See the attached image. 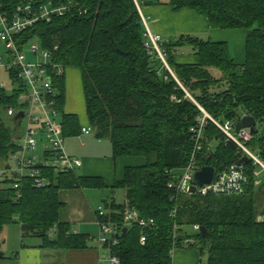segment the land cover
Returning a JSON list of instances; mask_svg holds the SVG:
<instances>
[{"label": "trees", "instance_id": "trees-1", "mask_svg": "<svg viewBox=\"0 0 264 264\" xmlns=\"http://www.w3.org/2000/svg\"><path fill=\"white\" fill-rule=\"evenodd\" d=\"M50 1L54 6L72 2L74 7L51 17L49 23L38 21L19 39L38 43L63 72L68 68L80 72L91 134L110 143L114 159H142L140 165L125 166L121 179L109 186L124 192L125 204L104 203L108 212L101 220L120 224L124 208L133 207L154 225L144 229L133 225L124 235L120 229L118 245L109 248L110 253L120 264H172L175 249L195 247L198 242L199 253H207L206 264H264V177L259 186L254 185L251 163L243 165L249 184L242 195H177L167 187L168 173L177 174L193 153L190 129L202 117L198 107L219 122L237 124L244 116L252 117L258 134L248 146L264 158V130L258 129L264 125V0H169L174 11L189 9L205 18L209 29L247 33L243 64L235 62L223 42L190 35L161 40L158 48L168 68L145 36L134 0H0V12L11 16L22 3ZM188 47L196 62L178 64L175 57ZM54 84L61 111L64 73ZM17 95V89H0V109L15 105ZM61 125L64 139L81 130L75 115L63 114ZM14 135L13 120L8 125L0 118V169L11 165ZM195 156L200 169L214 167L218 172L242 158L209 121ZM40 171L48 182L43 188H35L28 177L19 181L18 189L11 187L14 180L0 184L4 194L0 236L6 226L18 224L22 240L39 239L42 247L61 250L86 248L87 236L73 235L67 225L59 224L63 204L58 193L108 186L77 171L58 173L52 167ZM193 226L205 228L206 238L189 233ZM52 229L54 238L49 236ZM141 235L146 238L143 245Z\"/></svg>", "mask_w": 264, "mask_h": 264}, {"label": "built area", "instance_id": "built-area-1", "mask_svg": "<svg viewBox=\"0 0 264 264\" xmlns=\"http://www.w3.org/2000/svg\"><path fill=\"white\" fill-rule=\"evenodd\" d=\"M134 2L141 17L139 3L137 0ZM72 7H74L72 2L58 6H54L52 1L46 4L27 2L16 6L11 16L0 12V41L7 51L5 57H0V70H3L11 80L12 89L6 91L18 90L15 105L7 107L5 113L12 120L19 113L23 114L21 119L16 122L13 121L15 130L13 141L16 144V151L11 156V165L9 169H0V184L7 180H14L11 185L12 189H18L19 181L25 177L31 179L35 188L47 186L48 182L42 176L40 167H52L55 172L66 173L76 171L82 166L81 160L70 157L66 153L63 127L56 120L60 111L57 105L54 79L63 75V69L51 61V54L40 48L38 43L22 42L19 39L21 33L38 21L49 23L51 17L62 16ZM142 22L146 29L145 36L148 37L152 47L158 52L167 67L158 48L161 37L151 34L143 19ZM5 86L4 83L0 82V89L5 90ZM198 108L202 117L197 119L196 126L190 129L194 142L193 153L188 163L177 174H174V171L168 173L170 176L168 189L177 195H190L188 191L193 185V176L200 170L195 153L201 149L202 132L207 121L221 132L226 144H234L241 157L248 159V163H251L252 167L254 185L259 186L262 183V177H264V158L259 151L248 146L252 138L249 129L236 132L235 121L219 122L209 116L202 108ZM91 133L92 128L89 126L82 127L80 130L81 135H90ZM38 151L40 154H37ZM243 165V163L233 164L220 172L217 171L213 183L197 188L195 194L201 196L244 194L249 184V178ZM106 215L103 207L97 209L98 235L96 242L99 248L107 247L109 249L117 246L119 230L122 228L128 229L137 225L144 229L154 225L152 219L140 218L133 207L124 208L120 224L102 221L101 219ZM193 231L199 233V227L193 226ZM49 234L54 236L56 230L52 229ZM139 242L141 245L146 242L144 235L140 236ZM186 242L192 244L193 240ZM108 264H120V262L116 256L110 255Z\"/></svg>", "mask_w": 264, "mask_h": 264}, {"label": "crops", "instance_id": "crops-1", "mask_svg": "<svg viewBox=\"0 0 264 264\" xmlns=\"http://www.w3.org/2000/svg\"><path fill=\"white\" fill-rule=\"evenodd\" d=\"M138 1L140 14L145 22V26L151 34L159 35L163 42L173 40L180 35H190L204 41L223 42L228 44V42L225 41L236 38L237 35H239V33H236V30H242H209L205 18L189 9L174 11L169 6V0ZM238 39H240L241 43V37ZM244 48L245 41L243 46V56L245 59ZM185 52L184 50L179 53L180 55L175 57L176 62L178 64H194L196 62L195 58L186 56ZM236 53L239 55V51ZM243 63L244 60L241 64ZM78 78L81 84L79 71ZM64 81L65 102L67 99H70L71 102V98H75L77 93L70 96V92L74 90L78 82L75 75L74 77L72 76L69 82H67L66 76H64ZM67 84L69 87L68 90ZM60 112H62V115L70 114L64 110V107ZM84 114L86 116L85 106ZM81 124L82 126L79 124L81 128L88 126L87 117L86 121H82ZM69 138L73 139V143L68 148L65 146L66 153L70 157L79 159L82 162V166L76 169L77 174L79 176L97 177L104 180L105 184L108 186V188L104 189L105 191H108L109 186L115 181L121 179L123 168L130 165H126V159H114L112 157L110 143L107 140H98L94 133L90 135H80L79 132L77 136ZM103 192L104 191L97 189H69L60 190L58 193L59 201L63 204L58 212L59 224L67 225L69 233L73 235L87 236L89 242L86 248L80 250H61L54 246L42 247L43 244L39 239L22 240L20 226L18 224H13L14 226L7 227L12 228V231L8 230L6 232L3 229L0 236L2 242L0 253L3 255V257L0 258V264H108V258L112 255L110 249L107 247L99 248L96 242L98 235L96 211L98 208H101L104 203H116V196L115 192L111 190V198L107 199L103 197ZM2 194L0 193V199L4 198V194ZM123 196L125 197V194ZM123 204H125V202ZM105 212L107 213L108 211L106 210ZM16 226H18V229ZM49 236L51 238L55 237L50 234ZM22 242L25 244L24 248H21ZM15 254L16 257H13ZM172 264H203V260H201V256H199L196 251L183 249L174 252Z\"/></svg>", "mask_w": 264, "mask_h": 264}, {"label": "rangeland", "instance_id": "rangeland-1", "mask_svg": "<svg viewBox=\"0 0 264 264\" xmlns=\"http://www.w3.org/2000/svg\"><path fill=\"white\" fill-rule=\"evenodd\" d=\"M0 30H1V26H0ZM209 30H214V29H209ZM236 31H237L236 33H239V35H237V37L232 39V40L226 39L227 41H225V42H228L230 55L232 56V58L235 60V62L237 64H241L244 60L243 46H244V41H245L247 31L244 29L236 30ZM240 37H241V43H240V39H238ZM240 50H241V54H240ZM26 51H27V49L25 50V52ZM185 51H186L185 52L186 56L191 57L193 55L191 52V49H189V47L185 48ZM237 51H239V55L236 53ZM6 52L7 51H6L4 44L0 41V57H5ZM74 75L77 79L78 85H76V87H74V90L70 92V96H73L75 93H77V95L75 98L74 97L71 98V102H70V99L66 100L65 105H64V110L70 114L75 115L78 118L80 126H82L81 123H82V121H86V116L84 114V103H83V98H82L81 84H80V81L78 78V70L73 69V68L65 69L64 76H66L67 82H69L70 79L72 78V76L74 77ZM215 77H218V75L215 74ZM0 82L4 83L6 85L5 90L10 91L12 89L11 80L9 79L8 75L3 70H0ZM68 88L69 87L67 84V90H68ZM238 115H240V111L238 112ZM237 117H239V116H237ZM0 118L5 123H7L8 125L12 124V120L6 116L5 109H0ZM56 120L58 123H61L62 112H59ZM236 120H237V118H236ZM22 124H24V123H22ZM258 129H259V132H262L264 130V125H259ZM72 141H73L72 138H67L64 146H66L67 148L70 147V145H72V143H73ZM37 154H40V152L38 151ZM126 161H127L126 165L127 164H130V165L142 164V159H139V158H128V159H126ZM0 188H1V186H0ZM101 190L104 191L103 197H106L107 199L111 198V193H110L111 189L110 188L108 189V191H105L104 189H101ZM114 192H115V196H116V198H115L116 203L117 204H123L125 202L124 201L125 197L123 196L124 195L123 191L122 190H115ZM101 207H103V206H101ZM12 226H14V225L11 224L9 226H6L4 228V231H6V232L8 230L12 231L13 230L12 228H7V227H12ZM17 227L18 226H16V228ZM188 232L191 234L194 233L193 229H191V228L188 229ZM198 246H199V243L197 242L195 247H190V248H186V249H191V250L196 251L198 253V255L201 256V260H203V264H206L207 253H206V251H204L203 254H200ZM183 249L184 248L175 249V252L178 250H183Z\"/></svg>", "mask_w": 264, "mask_h": 264}, {"label": "water", "instance_id": "water-1", "mask_svg": "<svg viewBox=\"0 0 264 264\" xmlns=\"http://www.w3.org/2000/svg\"><path fill=\"white\" fill-rule=\"evenodd\" d=\"M23 117L22 113H19L15 116L13 119L14 122H16L18 119H21ZM256 121L252 117L244 116L242 119L235 125V131H240L243 129H249L250 135L256 136L258 134V131L256 130ZM247 164L248 159L242 158L239 162V164ZM216 169L214 167H203L200 170H198L194 176H193V185L190 187L188 193L189 194H195L197 188H201L204 185H210L213 183L215 175H216ZM127 232V228L122 229V234L124 235ZM199 233L202 236V238H206L207 231L205 228L200 227ZM3 255L0 253V258H2Z\"/></svg>", "mask_w": 264, "mask_h": 264}, {"label": "bare ground", "instance_id": "bare-ground-1", "mask_svg": "<svg viewBox=\"0 0 264 264\" xmlns=\"http://www.w3.org/2000/svg\"><path fill=\"white\" fill-rule=\"evenodd\" d=\"M140 8V7H139ZM146 32V31H145ZM145 34V33H144Z\"/></svg>", "mask_w": 264, "mask_h": 264}]
</instances>
